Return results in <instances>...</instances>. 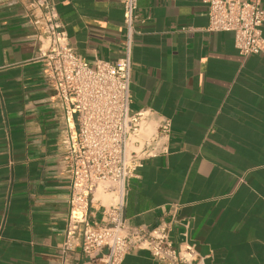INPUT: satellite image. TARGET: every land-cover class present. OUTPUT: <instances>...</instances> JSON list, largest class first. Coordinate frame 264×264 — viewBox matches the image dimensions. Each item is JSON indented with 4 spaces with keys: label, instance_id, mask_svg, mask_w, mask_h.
I'll list each match as a JSON object with an SVG mask.
<instances>
[{
    "label": "crops",
    "instance_id": "1",
    "mask_svg": "<svg viewBox=\"0 0 264 264\" xmlns=\"http://www.w3.org/2000/svg\"><path fill=\"white\" fill-rule=\"evenodd\" d=\"M81 59L125 53L121 0H51ZM264 5V0H262ZM206 0H138L130 108L144 132L171 120L168 152L142 161L127 183L129 224L170 223L174 247L205 264H264V52L242 56L232 31H208ZM23 0H0V264H88L63 250L69 172L62 110L37 61ZM101 222L111 196L94 191ZM123 264H163L132 250Z\"/></svg>",
    "mask_w": 264,
    "mask_h": 264
},
{
    "label": "built area",
    "instance_id": "2",
    "mask_svg": "<svg viewBox=\"0 0 264 264\" xmlns=\"http://www.w3.org/2000/svg\"><path fill=\"white\" fill-rule=\"evenodd\" d=\"M208 31H232L239 54L264 52L262 0H206ZM125 53L115 63L90 65L72 48L51 0H23L36 32L37 61L62 110L61 162L69 172L68 215L63 250L80 245L88 264H123L132 250L147 251L163 264H205L195 246L178 248L170 223L129 224L123 216L127 183L142 161L168 152L171 120L145 133L149 111L130 108L131 47L137 33L138 0H121ZM102 187L111 199L104 219L91 222L89 205Z\"/></svg>",
    "mask_w": 264,
    "mask_h": 264
},
{
    "label": "rangeland",
    "instance_id": "3",
    "mask_svg": "<svg viewBox=\"0 0 264 264\" xmlns=\"http://www.w3.org/2000/svg\"><path fill=\"white\" fill-rule=\"evenodd\" d=\"M101 188V187H100Z\"/></svg>",
    "mask_w": 264,
    "mask_h": 264
}]
</instances>
